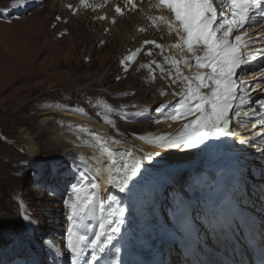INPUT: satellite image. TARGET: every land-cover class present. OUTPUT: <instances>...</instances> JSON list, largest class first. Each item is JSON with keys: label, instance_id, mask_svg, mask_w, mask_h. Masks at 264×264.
<instances>
[{"label": "rangeland", "instance_id": "obj_1", "mask_svg": "<svg viewBox=\"0 0 264 264\" xmlns=\"http://www.w3.org/2000/svg\"><path fill=\"white\" fill-rule=\"evenodd\" d=\"M92 1L81 3L80 0H23L21 3L20 0H0V199L3 203L0 217L10 223V227L17 229L18 233L24 234L28 246L25 254H32L31 257L38 264H63L59 258L65 262L69 254L65 238L70 223L65 219L67 210L62 204V194L69 183L75 182L74 175L79 179L78 166L82 171L86 164L90 173L93 169L88 162L79 160L81 155L76 151H65L64 146L63 150L61 146H55L54 149L47 127L60 123L58 114L69 113L101 123L112 138L123 141L141 154L140 137L143 134L147 138L154 137L152 133L164 121L162 116H153V113L159 109L171 114L178 101L163 105L161 98H158L151 105L143 107L141 89L133 86L130 81L132 77L128 80L123 77L135 67L141 56L139 48L140 51L133 60L126 59L137 49L141 32L128 37L130 30L127 33L126 29L117 25L106 24L113 31L114 38H128V41L132 38L127 50L124 48L118 53L113 50L110 42L107 45L96 43V37L100 33L91 37L89 29L85 30V35L72 29L77 25L78 18L84 15L86 18H100L109 9V1H103L96 7L91 6ZM136 12H127L126 15L132 17L134 14L138 15ZM155 33L154 36L159 34ZM167 37L172 38L171 35H163V39L166 40ZM83 39H89L90 42L84 48L80 46L83 45ZM95 45L97 47L93 53ZM117 55H120L119 59L110 69L108 64ZM107 71L111 82H104L103 85L95 83L97 75ZM112 72L114 73L110 74ZM131 75L135 77L134 71ZM173 76L171 80H174ZM97 85L102 86L100 91L90 89L98 87ZM83 86L88 89L82 88ZM93 92L99 93L101 97H92ZM151 97L153 94L148 96ZM105 104L112 108L111 112L105 109ZM76 109H82L83 112H77ZM44 117L52 119L41 123L43 129L39 130L40 119ZM105 117L112 120L115 127L107 123ZM179 120L187 123L189 121ZM149 123L151 129L147 132L142 125ZM66 126L70 127L64 125L65 128ZM71 127V130L66 131L81 142L79 147L99 149L98 146H91L95 143L91 134L98 136L96 129H87L85 123H76ZM163 127L164 125L162 129ZM22 131L30 133L34 149L32 154L18 146L21 145L18 141ZM146 142L151 144L150 140ZM9 155L8 162L4 157ZM52 167L57 169L55 176L48 174V169ZM166 187L169 193L165 197V206H168L174 193L168 185ZM53 188L55 192L52 191ZM99 196L105 202L104 215L123 205L124 197L118 196L111 188L103 195L100 190ZM21 202L24 204L23 210L20 208ZM22 211H26L36 221L35 224H28V234L27 222L22 227L19 226L24 223L20 215ZM99 215L97 212V217ZM87 223L96 225L97 220L91 219ZM94 230L95 228L90 227L89 233ZM2 239L0 236V243ZM43 240H52L56 247L49 248L42 244ZM64 246L63 251H60L63 256H59L56 250Z\"/></svg>", "mask_w": 264, "mask_h": 264}, {"label": "bare ground", "instance_id": "obj_2", "mask_svg": "<svg viewBox=\"0 0 264 264\" xmlns=\"http://www.w3.org/2000/svg\"><path fill=\"white\" fill-rule=\"evenodd\" d=\"M81 1L86 3V0H80V2ZM103 1H109L107 5L109 9H107L100 18H86L84 15L78 18L77 25L72 29L79 30L80 34L83 33L84 35L85 30L89 29L91 37L96 33H100L96 37V43L100 44L101 42L107 45L108 42H110L113 45V50L118 53L124 48L127 50L132 38L130 41H128V38H114L113 31L109 30V28L105 26L106 24L117 25L122 29H126L127 33L130 30L128 37H131V35L135 36L141 32V38L137 40L139 44L135 50V52H137L140 48L141 56L135 64V67L132 70L125 71L126 74L123 77L127 80L132 77L130 81L134 84L133 86H138V89H141V104L143 102V107L151 105V103L157 101L156 99L158 98L159 100L161 98L163 105L176 102L179 96L173 95V93H181L184 90L185 82L182 76H178L176 65L173 63V60H181L183 56L180 48L173 47V45L179 43V36L175 30L170 31L169 29V23L174 20L172 14L165 8L159 7L158 0H93L91 6H99ZM117 6L122 9V15L116 13L115 8ZM134 11H137L136 13H138V15L134 14L132 17L126 15L127 12L132 14ZM101 17H104V19H101ZM113 21L115 22L113 23ZM155 32L159 34L154 36L153 34ZM243 33L244 30L242 29L239 34ZM247 33L248 35L246 37L249 38V42L247 43H249L251 48L250 54L256 55L258 62L255 65L252 64L253 62L244 65L243 70L238 72L239 78L248 82L247 86L251 99L249 103L235 109V111H239L241 115L239 117L235 115L232 116L230 123V132L232 135L210 137L200 145L191 149L158 148L156 144L152 142L153 138L160 135L176 136L182 131L183 125L187 123L181 120L173 121L168 119L166 117L170 115L169 112L166 113L158 109L153 113V116L160 115L163 117L162 119L164 121L161 122L160 127L158 126L154 133L150 132L152 136L155 135L154 137L147 138L148 136L143 134L144 139L141 140L140 154L131 147H128L123 141L112 138L111 135L105 131L106 128L103 124L95 123L89 119L73 114L60 113L57 116L60 123L47 127L50 133V140L54 144V149L55 146H61V148L64 146L66 149L62 148L61 150L64 149L68 152L76 151L85 157V161L88 162L92 168L97 166L95 159H92V157H99L100 150L97 148L87 149L79 147L81 142L78 141V139L76 140L74 135L67 132L72 129L71 125L85 123L87 129H96L98 137L107 141L108 147L111 149L120 152L131 151L135 157L141 158V169L137 176L129 183L130 191L125 190L124 192H120L117 188L104 184L103 181L97 178L98 183L102 185L101 195L105 194L111 188L118 196L124 197L123 205H121V207L120 205L117 206V210H114L117 213L120 211H124L125 213L123 217L117 216L116 218L117 220L122 219L123 223L120 225L121 232L117 234L114 239L118 236H123L125 239L131 236L134 240L128 238L123 245L125 249L136 246L140 242L145 246L149 245L146 239L150 238L152 235L151 227L154 222L156 221L160 224L161 221L165 220L167 217V209L171 208V205L182 203L184 200L191 197L193 193L191 185L193 179L191 175L193 173L198 171V182L204 178L203 176L210 177L211 179L214 174H217V170H220L229 160L237 173L231 179H227L225 185V192L229 194L232 202L231 207H224L223 213L219 210L215 213L214 209L210 208L198 209L196 207L193 209L194 212H198V215L195 214V216L200 226V230L198 231V236L202 240L200 249L204 250L203 243L205 241H211L214 245L212 251L204 250L209 261H203L201 258L187 253L180 248V245L175 239L171 240L170 238L167 251L165 247L162 246L159 256L164 257L163 264H212V262L223 264L225 262V257H230L235 260L240 258L242 260L243 251L249 255L250 250L246 239L242 235L241 227L232 213L235 210H238L239 214L249 219L250 222L247 223L248 227L257 232L260 235V240L264 242V154H262V151H264V139L257 137L252 140L250 144L241 143L242 139H251L254 131L261 130L259 126H257L256 129L252 128V122H254L257 117H245L244 112L251 111V109H257L261 112L264 109L257 103L260 100H264V81L258 79L260 72L264 71V66H262L260 62L261 57L259 53L264 47V40H260L258 37L263 35L264 32L260 28V24H254L252 27L247 28ZM164 34L167 36L171 35L172 38L170 39L167 37L168 39L165 40L163 39ZM145 41H154L155 44H159L163 47L157 48L155 44H145ZM82 42L83 45L80 46L83 48L87 47L90 43L89 39H83ZM96 47L97 45L93 47V53ZM119 56L120 55L112 57L113 61L111 64H108L110 69L113 68L114 62L119 59ZM138 64L140 65L138 66ZM179 67L183 75L195 74L194 69L189 70L183 64H180ZM133 71L135 77L131 75ZM113 73L114 72L110 74ZM169 73H171V76ZM107 74H109V71H107V73H102V75H97V82L95 83L101 85H103L104 82L110 83L111 80ZM172 75L175 76L173 77L177 81L176 83H173V80H171L173 79ZM253 77L257 79H253ZM119 81L118 79L117 82ZM101 85H97L98 87L90 89H97L100 91L102 89ZM84 87L88 89L87 86H83L82 88ZM203 91H207V89H203ZM162 93L164 94L162 95ZM151 94H153V97L148 98ZM92 97L97 99L101 97V95L93 92ZM236 103L239 104V101ZM166 108H164V110ZM194 118L195 117H189L187 120ZM47 119L50 120L52 117L40 119L39 130L43 129V125L40 124H43ZM64 125H69L71 128L68 126L65 128ZM163 125L164 129H162ZM142 128L147 131L151 129V125L150 123L143 124ZM114 140H118L120 143H113ZM148 140L151 141V144L146 142ZM18 142L21 144L18 146H21L22 149L30 154L34 153V149L31 145L30 133H28V131H22V136ZM227 150L229 153H227ZM145 154H150L149 158L143 159ZM9 157L10 155L4 157V159L6 158L9 162ZM103 159L104 162H106V157ZM167 185L169 189L173 191L174 198L170 202L168 201V206H165V197L167 193H169L166 191ZM179 193H181V195H179ZM2 204L0 199V207ZM0 236L3 237L0 243V264H25V261L31 264L32 261H36L34 257H31L32 254H25V249L28 246L24 234L18 233L17 229L10 227V223H7L1 217ZM13 241H17L15 246H13ZM195 248L197 249V247ZM202 250L199 251L202 253ZM67 257L71 260L70 253Z\"/></svg>", "mask_w": 264, "mask_h": 264}, {"label": "snow or ice", "instance_id": "obj_3", "mask_svg": "<svg viewBox=\"0 0 264 264\" xmlns=\"http://www.w3.org/2000/svg\"><path fill=\"white\" fill-rule=\"evenodd\" d=\"M20 2L23 3V0ZM159 7L167 9L174 16L173 22L169 23V29L176 31L179 43L173 47H178L182 53L188 54L186 58L173 60L176 72L178 76H182L185 87L181 93H173L179 96V99L172 113L166 118L173 121L195 118L185 123L182 131L176 136L160 135L153 138L152 142L161 149H191L210 137L232 135L230 132L232 116L241 115L235 109L249 103L251 99L248 82L239 78L238 72L242 71L243 66L250 61L257 60L256 55H246L248 44L239 33L243 29V35L247 36V28L264 23V0H160ZM115 11L117 14H123L119 6ZM258 38L264 40V35ZM145 44H155V42L145 41ZM155 46L163 47L159 44ZM139 51L132 53L126 59L133 60ZM260 57L261 65L264 66V51L260 53ZM121 63L123 64L124 61ZM180 64L189 70L194 68L195 74L183 75ZM169 75L171 76V73ZM253 79L257 78L253 77ZM258 79L264 81V71L260 72ZM176 82L174 79L173 83ZM237 101L239 104L236 103ZM257 103L264 108V100ZM104 107L108 112L112 111L110 106L105 104ZM76 111L83 112L82 109ZM244 116L257 117L252 122V128L256 129L259 126L261 130L254 131L251 139H242L241 143L250 144L257 137L264 139V112L251 109L244 112ZM105 119L115 127L112 120L106 117ZM91 135L95 141L91 146H98L100 149V156L92 157L97 166L92 169V173L89 172L86 164L82 171L78 166L79 179L74 175L75 182L69 183L62 194V204L67 210L65 219L70 223L66 247L71 254V264H109L107 256L113 252H120V249L113 244V240L121 232L120 225L123 223L122 219L117 220L116 217H123L125 213L108 211L107 215H104L105 202L99 196L102 185L97 182V178L120 192L130 191L129 183L141 169V158L135 157L131 151H115L108 147L107 141L95 134ZM113 143L119 144L120 141L114 140ZM149 155L145 154L143 159L149 158ZM79 160L84 162L85 157L81 155ZM56 172L55 167L48 169L50 175L55 176ZM52 191L55 192V188ZM20 208L24 209L23 202ZM97 212L100 214L98 217ZM20 215L27 224L36 223L26 211H22ZM91 219L97 220L96 225L87 223ZM90 227L95 230L89 235ZM12 243L15 246L17 241ZM42 244L49 248L56 247L52 240H43ZM59 253L60 250L57 249V254ZM25 264L29 262L25 261ZM31 264L37 262L32 261ZM261 264H264V259L261 260Z\"/></svg>", "mask_w": 264, "mask_h": 264}]
</instances>
